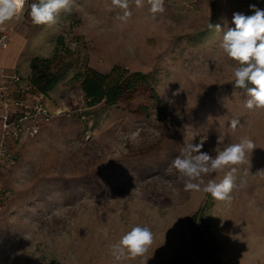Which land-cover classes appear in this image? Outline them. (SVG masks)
<instances>
[{
    "label": "rangeland",
    "instance_id": "374dc122",
    "mask_svg": "<svg viewBox=\"0 0 264 264\" xmlns=\"http://www.w3.org/2000/svg\"><path fill=\"white\" fill-rule=\"evenodd\" d=\"M33 2L1 27L16 25ZM251 4L264 8V0H164V12L153 17L148 0H129L131 15L120 19L125 10L112 0H72L71 13L37 30L16 66L20 76L33 56L50 57L54 37L63 35L72 62L101 73L113 66L142 72L161 104L141 95L86 108L76 84L58 86L46 103L50 122L12 143L13 164H0L7 197L0 264H116L111 245L137 224L151 228L153 243L122 264H165L181 250L208 264L189 250L187 221L201 207L220 264H264V108L245 107L246 90L233 83L235 62L219 47L233 13L251 15ZM140 106L147 116L135 113ZM241 138L255 148L235 166L231 199L185 190L171 167L185 145L203 143L214 157ZM228 170L205 175L204 183Z\"/></svg>",
    "mask_w": 264,
    "mask_h": 264
},
{
    "label": "clouds",
    "instance_id": "9594fccd",
    "mask_svg": "<svg viewBox=\"0 0 264 264\" xmlns=\"http://www.w3.org/2000/svg\"><path fill=\"white\" fill-rule=\"evenodd\" d=\"M144 0H135L142 6ZM153 17L164 12V0H148ZM25 0H0V25L18 18L24 11ZM112 6L124 9L120 19L131 15L129 0H112ZM253 14L233 13L232 24L226 31L220 25L209 23L210 29L222 31L220 49L227 58L235 62L232 73L234 86L246 90L248 99L245 107L249 110L264 108V8L249 5ZM111 10V8H110ZM72 12V0H36L30 5L29 16L34 25H55L61 13ZM240 122L233 120L235 129ZM203 143H189L181 149L171 164L184 182L187 191H203L217 200L231 199L230 193L235 185L236 165L245 163L251 156L255 144L251 139L241 138L240 142L226 146L214 157L203 151ZM229 170L217 182L204 183V176L217 170ZM153 243V233L149 226L137 224L125 232L110 248L116 264L130 258L143 257ZM147 260L145 261L146 264Z\"/></svg>",
    "mask_w": 264,
    "mask_h": 264
},
{
    "label": "trees",
    "instance_id": "16d2710c",
    "mask_svg": "<svg viewBox=\"0 0 264 264\" xmlns=\"http://www.w3.org/2000/svg\"><path fill=\"white\" fill-rule=\"evenodd\" d=\"M52 42L53 53L50 57L33 56L29 60V75L26 79L36 92L48 99L58 86L69 81L78 86L86 108H93L99 104L113 107L119 103H130L141 95L161 104L148 75L131 72L120 66H113L109 72L101 73L89 66L86 61L79 64L72 62L69 58L71 52L65 45L63 35L55 36ZM71 69L73 73L69 76ZM135 113L147 116V107L140 106ZM205 211L206 208H199L187 221V228L190 231L189 250L196 252L199 258L208 260V264H220L218 246L204 221ZM165 264L195 263L188 251L181 250Z\"/></svg>",
    "mask_w": 264,
    "mask_h": 264
},
{
    "label": "built area",
    "instance_id": "2783aa9c",
    "mask_svg": "<svg viewBox=\"0 0 264 264\" xmlns=\"http://www.w3.org/2000/svg\"><path fill=\"white\" fill-rule=\"evenodd\" d=\"M9 41V31L0 25V50ZM47 102L48 98L36 92L16 69L0 70V164H13L12 143L37 136L41 126L50 122ZM6 199L0 184V212Z\"/></svg>",
    "mask_w": 264,
    "mask_h": 264
},
{
    "label": "crops",
    "instance_id": "0c3cea01",
    "mask_svg": "<svg viewBox=\"0 0 264 264\" xmlns=\"http://www.w3.org/2000/svg\"><path fill=\"white\" fill-rule=\"evenodd\" d=\"M29 11L21 17V20L16 22L17 24L14 25V23H9L8 25L11 27H8L7 30L10 33V41L6 48L0 50V70H17L16 67L19 59L21 57L22 51L25 50L28 43L31 41L32 37L37 33L38 29H42L45 25H34L31 21V18L29 16ZM30 18L28 23L25 25L26 21ZM25 25V30L21 32L22 28ZM29 75V66L27 68V74L24 76H21L24 80L27 79ZM51 98L48 99V102H50ZM1 113V110H0ZM42 126H47V124H44ZM0 129H1V122H0Z\"/></svg>",
    "mask_w": 264,
    "mask_h": 264
}]
</instances>
